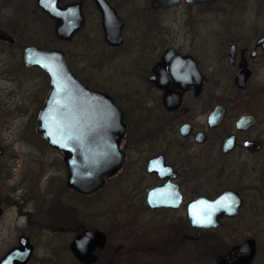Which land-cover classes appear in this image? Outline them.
I'll use <instances>...</instances> for the list:
<instances>
[{
    "label": "flooded vegetation",
    "instance_id": "obj_1",
    "mask_svg": "<svg viewBox=\"0 0 264 264\" xmlns=\"http://www.w3.org/2000/svg\"><path fill=\"white\" fill-rule=\"evenodd\" d=\"M104 2L59 0L62 10L80 3L83 19L61 38L60 22L38 0H0V81L11 85L8 96L29 93L34 82L36 125L49 79L25 65L23 53L60 49L73 74L115 105L105 115L96 108L94 120L105 151L122 157L102 185L83 193L66 185L70 154L46 145L60 171L46 182L42 214L27 176L13 186L26 192L19 201L0 195V218L9 204L24 217L0 260L25 238L30 255L16 264H203L205 257L219 264V256L227 264H264L257 261L264 233V0ZM88 14L93 28L79 48ZM201 198L206 205L196 207ZM198 209L216 224L194 225ZM249 239L253 257L236 263L232 249Z\"/></svg>",
    "mask_w": 264,
    "mask_h": 264
},
{
    "label": "water",
    "instance_id": "obj_2",
    "mask_svg": "<svg viewBox=\"0 0 264 264\" xmlns=\"http://www.w3.org/2000/svg\"><path fill=\"white\" fill-rule=\"evenodd\" d=\"M58 1L38 0V6L60 22L57 35L68 38L82 25L80 3L62 10L56 6ZM95 1L103 8L106 5L104 0ZM112 15L110 18L113 17ZM105 16L103 25L108 32L107 14ZM23 63L41 68L49 79L50 90L36 118V133L47 146L70 154L69 158H65L67 187L83 193L94 191L102 185L103 176H109L122 163V157L115 160L111 156L115 154L114 148L113 151H105L103 131L100 133L102 129L94 120L98 112L96 108L101 107L99 113L105 115L106 109L115 105L105 94L91 89L73 74L60 49L42 50L38 47H27L23 53ZM99 137L102 138L101 158L96 156L97 149L100 148L97 145ZM2 152L3 148L0 144V155ZM195 203L196 207H200L205 206L207 201L201 198ZM192 213L190 220L196 226L207 227L211 223L216 224L217 217L210 218L206 209L194 210L193 215ZM253 254L254 243L249 239L233 248L230 257L238 263L249 261ZM29 255L30 245L23 238L21 247L10 249L0 260V264H16L17 261H24ZM77 256L83 261H88L79 253ZM218 263L227 264L226 258L219 256Z\"/></svg>",
    "mask_w": 264,
    "mask_h": 264
},
{
    "label": "rangeland",
    "instance_id": "obj_3",
    "mask_svg": "<svg viewBox=\"0 0 264 264\" xmlns=\"http://www.w3.org/2000/svg\"><path fill=\"white\" fill-rule=\"evenodd\" d=\"M87 21V29L82 35L78 36L80 40L79 48H83L85 35L93 28V17L89 14ZM86 42L84 40L85 45H88ZM79 48L77 49L78 51H80ZM38 82L39 86H43L41 79ZM33 83L29 82V87H31L29 93L22 92L23 94H19L14 98L13 96H8V91L12 88L11 85L0 81V102H8V105L1 106L0 110V141L4 146V154L0 158V195L2 198H7L8 201H13V203L16 200L19 201L20 196L26 194V192L20 189L14 190L13 186L18 183L20 177L27 176L28 179H26L25 185L29 187L28 190H32L37 195L36 208L39 210V214H42L41 210L45 209L44 188L46 187V182L50 176H57L60 170L56 168L57 164L52 162L55 160L57 153L35 138L36 110L31 104V100L33 95H35L36 89ZM36 88L38 89V87ZM21 97L24 98V105L21 103ZM24 106H29V112L24 110ZM7 171L10 172L8 179L5 177ZM34 180L42 188L43 193L39 187L33 188L37 185V183H33ZM5 207L6 211L0 218V256L16 240L18 225L24 219L23 216L19 217L18 207L15 204H9ZM262 220H264V216ZM260 240L258 242L257 261L261 260V262H264V233L261 234ZM203 261V264H206L209 261L208 257H205Z\"/></svg>",
    "mask_w": 264,
    "mask_h": 264
},
{
    "label": "trees",
    "instance_id": "obj_4",
    "mask_svg": "<svg viewBox=\"0 0 264 264\" xmlns=\"http://www.w3.org/2000/svg\"><path fill=\"white\" fill-rule=\"evenodd\" d=\"M34 134H35V136H36L35 138H37L38 140H40L41 142H43L42 139H41V137H40L37 133H34ZM43 144L45 145L44 142H43Z\"/></svg>",
    "mask_w": 264,
    "mask_h": 264
}]
</instances>
